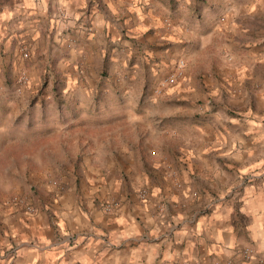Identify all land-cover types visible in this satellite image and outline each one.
Here are the masks:
<instances>
[{"label":"crops","instance_id":"obj_1","mask_svg":"<svg viewBox=\"0 0 264 264\" xmlns=\"http://www.w3.org/2000/svg\"><path fill=\"white\" fill-rule=\"evenodd\" d=\"M114 90L149 132H7ZM184 262L264 264V0H0V264Z\"/></svg>","mask_w":264,"mask_h":264},{"label":"rangeland","instance_id":"obj_2","mask_svg":"<svg viewBox=\"0 0 264 264\" xmlns=\"http://www.w3.org/2000/svg\"><path fill=\"white\" fill-rule=\"evenodd\" d=\"M14 91L16 95L21 94V91L17 89ZM42 91L43 95L45 89ZM114 91V94H105L108 99L111 98L107 101L105 98L101 100L102 96L99 95L100 103H95L93 106L88 104V97L83 96L81 97L83 105L80 108H76L69 101L68 104H62L65 106L61 108H59L61 105L54 106L49 100H46L44 104L41 103L40 106L30 101V108L26 114H22L24 108L19 106L11 131L7 132H149L150 123L134 121L140 118L138 113L135 112L130 119L128 118L133 110L135 99L133 92L130 93L131 97L125 100L123 98L122 102L121 97L118 96L119 90ZM120 103L125 105H117ZM41 117L44 119L40 120Z\"/></svg>","mask_w":264,"mask_h":264},{"label":"built area","instance_id":"obj_3","mask_svg":"<svg viewBox=\"0 0 264 264\" xmlns=\"http://www.w3.org/2000/svg\"><path fill=\"white\" fill-rule=\"evenodd\" d=\"M57 18L59 20L60 26L63 28H66L68 26V24L70 23V21L72 20L71 16L68 14V12H66V10H58L57 12ZM25 53V51H24ZM182 67H183V61L179 60L176 67L174 68V70H172L171 72L167 73L166 75H164L158 82V84L156 85L154 92L155 93H160L162 88L172 82H174L177 78H179L182 75ZM24 77L21 76L19 78V82L22 83L24 82ZM139 197H143L144 193L141 191L138 193ZM22 206H24L25 210L27 212H33L34 211V207L30 204H26L25 200H22L19 202ZM117 202L115 200H110L108 202L102 203L101 207L104 211L108 212L111 211L115 206H116ZM242 252L244 254H248V249H244L242 250ZM182 264H188L186 262L182 263Z\"/></svg>","mask_w":264,"mask_h":264}]
</instances>
